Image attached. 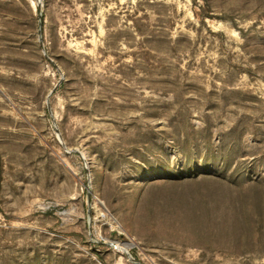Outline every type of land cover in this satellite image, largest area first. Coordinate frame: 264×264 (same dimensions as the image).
Instances as JSON below:
<instances>
[{
	"label": "rangeland",
	"instance_id": "1",
	"mask_svg": "<svg viewBox=\"0 0 264 264\" xmlns=\"http://www.w3.org/2000/svg\"><path fill=\"white\" fill-rule=\"evenodd\" d=\"M0 264H264V0H0Z\"/></svg>",
	"mask_w": 264,
	"mask_h": 264
},
{
	"label": "trees",
	"instance_id": "2",
	"mask_svg": "<svg viewBox=\"0 0 264 264\" xmlns=\"http://www.w3.org/2000/svg\"><path fill=\"white\" fill-rule=\"evenodd\" d=\"M1 179H2V165H1V157H0V186H1Z\"/></svg>",
	"mask_w": 264,
	"mask_h": 264
}]
</instances>
